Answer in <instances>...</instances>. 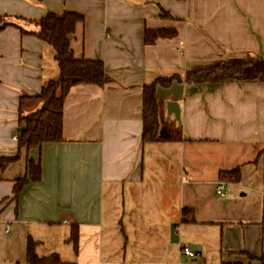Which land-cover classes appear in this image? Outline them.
Masks as SVG:
<instances>
[{"label": "crops", "instance_id": "0c3cea01", "mask_svg": "<svg viewBox=\"0 0 264 264\" xmlns=\"http://www.w3.org/2000/svg\"><path fill=\"white\" fill-rule=\"evenodd\" d=\"M48 12L83 18L74 54L101 61L106 82L69 92L60 142L0 163V264H28V239L38 257L56 253L63 264H190L183 247L199 264H258L239 252L264 254V83L157 85L161 118L182 140L140 137L144 85L216 60L264 57V0H0V157L17 153L20 96L58 76L52 49L34 35ZM160 29L176 35L143 42L145 30ZM26 158L41 180L14 198ZM235 168L240 180L218 196L219 173ZM240 191L251 199H234ZM183 209L195 222L181 221ZM74 226L76 250L67 242Z\"/></svg>", "mask_w": 264, "mask_h": 264}, {"label": "trees", "instance_id": "16d2710c", "mask_svg": "<svg viewBox=\"0 0 264 264\" xmlns=\"http://www.w3.org/2000/svg\"><path fill=\"white\" fill-rule=\"evenodd\" d=\"M38 31L34 35L53 51L58 76L41 89L36 96L25 94L19 99V128L17 133V153L12 157H0V163L9 165L17 162L22 153L27 155L31 150L39 148L44 143H58L62 139L63 104L69 92L77 86H94L101 88L106 82L104 66L101 61L77 58L72 47V39L83 26V18L73 13L55 14L48 12L36 22ZM176 32L170 29L145 30L143 42L153 44L157 39L173 38ZM178 76L158 78L149 85L142 87V131L140 141L144 143L179 142L182 140L181 129L172 121L161 118L159 103L155 97L157 85L169 87L173 80H183L187 84H223V83H264V57L247 56L212 61L206 65L194 66L184 73L183 79ZM31 102L32 111L24 113V104ZM27 157V156H26ZM261 160L264 180V146L258 154ZM221 182L237 183L240 171L220 172ZM41 180L40 165L29 158L25 159V175L15 182L13 188L16 198L23 186L29 182ZM183 223H193L195 220L188 209L182 210ZM78 229L72 227L67 242L73 249L78 245ZM37 243L28 239L26 248V262L28 264H63L56 253L45 257L36 255ZM249 261L264 264V254L253 257L239 252ZM221 264H243L240 262H225Z\"/></svg>", "mask_w": 264, "mask_h": 264}, {"label": "built area", "instance_id": "2783aa9c", "mask_svg": "<svg viewBox=\"0 0 264 264\" xmlns=\"http://www.w3.org/2000/svg\"><path fill=\"white\" fill-rule=\"evenodd\" d=\"M13 140L17 141V137H13ZM226 183L225 182H220L217 186H216V194L220 197H224V187H225ZM181 254L186 256L190 261L191 264H196V258L197 255L194 251H192L190 248L188 247H183L181 249Z\"/></svg>", "mask_w": 264, "mask_h": 264}, {"label": "water", "instance_id": "95a60500", "mask_svg": "<svg viewBox=\"0 0 264 264\" xmlns=\"http://www.w3.org/2000/svg\"><path fill=\"white\" fill-rule=\"evenodd\" d=\"M167 114L173 115L176 120H179V105L176 102H168L166 104ZM23 127L18 128V132L23 131Z\"/></svg>", "mask_w": 264, "mask_h": 264}, {"label": "rangeland", "instance_id": "374dc122", "mask_svg": "<svg viewBox=\"0 0 264 264\" xmlns=\"http://www.w3.org/2000/svg\"><path fill=\"white\" fill-rule=\"evenodd\" d=\"M230 186H228L227 184L225 185V187H224V194L226 193V191L228 190V188H229ZM226 189V190H225ZM241 193H244V192H242V191H240L239 192V194H237L235 197H234V199H236L237 201H239L240 203L241 202H244V201H248V200H250L251 199V197L249 196V195H247V196H241ZM224 221H230V218H224ZM196 264H199V262H198V258H196ZM190 264H191V262H190ZM201 264H203V263H201Z\"/></svg>", "mask_w": 264, "mask_h": 264}]
</instances>
